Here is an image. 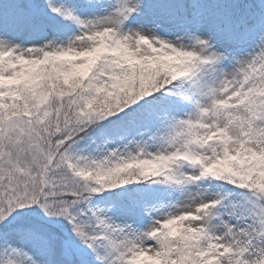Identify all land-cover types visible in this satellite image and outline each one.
I'll return each instance as SVG.
<instances>
[{
	"label": "snow or ice",
	"instance_id": "1",
	"mask_svg": "<svg viewBox=\"0 0 264 264\" xmlns=\"http://www.w3.org/2000/svg\"><path fill=\"white\" fill-rule=\"evenodd\" d=\"M0 264H264V0H0Z\"/></svg>",
	"mask_w": 264,
	"mask_h": 264
}]
</instances>
